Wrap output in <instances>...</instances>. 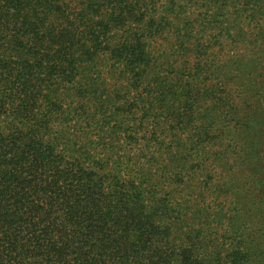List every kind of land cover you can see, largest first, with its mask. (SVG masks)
<instances>
[{
  "label": "trees",
  "instance_id": "obj_1",
  "mask_svg": "<svg viewBox=\"0 0 264 264\" xmlns=\"http://www.w3.org/2000/svg\"><path fill=\"white\" fill-rule=\"evenodd\" d=\"M0 264H264V0H0Z\"/></svg>",
  "mask_w": 264,
  "mask_h": 264
}]
</instances>
